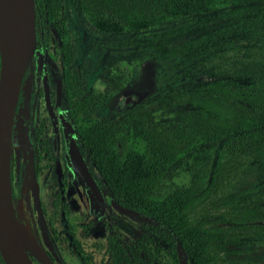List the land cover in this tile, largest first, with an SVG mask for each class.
Returning a JSON list of instances; mask_svg holds the SVG:
<instances>
[{
	"label": "trees",
	"instance_id": "1",
	"mask_svg": "<svg viewBox=\"0 0 264 264\" xmlns=\"http://www.w3.org/2000/svg\"><path fill=\"white\" fill-rule=\"evenodd\" d=\"M74 1L101 33L125 35L120 46L129 54L158 68L175 67L158 78L149 99L156 107H130L119 120L101 121L94 113L122 90L123 72L111 75L103 93L85 91L83 70L73 66L62 0H33L42 48L49 27L60 40L63 92L81 153L106 196L149 222L133 242L107 237L111 264H165L162 247L174 264H180L179 252L189 264H251L234 258L245 253L242 245L264 242V0ZM172 22L181 25L165 29ZM228 51L242 56L220 67L202 61ZM182 76L202 81L175 86ZM143 87L136 80L127 86ZM193 150L210 161L206 169L205 162L199 171L186 169L189 152L200 164ZM243 163L255 171V185L217 197L233 164Z\"/></svg>",
	"mask_w": 264,
	"mask_h": 264
},
{
	"label": "rangeland",
	"instance_id": "2",
	"mask_svg": "<svg viewBox=\"0 0 264 264\" xmlns=\"http://www.w3.org/2000/svg\"><path fill=\"white\" fill-rule=\"evenodd\" d=\"M61 17L73 47V66L83 70L82 85L85 91L103 93L111 88V75L117 70L123 72L122 90L95 111L97 119L116 121L130 107H156L149 99L155 91L159 76L175 68L172 64L158 68L142 55L129 54L128 50L120 46L121 41L127 38L125 35L101 33L88 16L80 12L74 0H62ZM180 25L178 22L168 23L165 29L178 28ZM38 38L39 34L36 33L30 54L32 72L23 86L21 131L15 127L11 132L12 193L16 224L27 225L29 234L39 242L46 255V260L41 261L26 248L32 264H111L107 253V237L116 234L123 241L132 242L146 233L149 222L143 217L114 209L108 203L112 200L110 196H104L103 204L98 203L72 169L67 155L71 134L58 119V114L62 113L69 121L63 94L60 40L53 27L47 28L43 34L44 48ZM241 56V52H211L204 55L202 61L205 66L220 67L229 65ZM45 76L52 94L53 116L48 114L44 98L39 93ZM126 78L130 80L129 83H126ZM135 80L144 84L142 90L127 88ZM201 81L202 78L182 76L175 86L192 87ZM39 128L41 136L35 140L33 131ZM27 129L31 130L30 139L26 136ZM193 151L200 164L193 162L192 153L189 152L185 157L190 164L185 168L199 171L205 162L203 168L206 169L210 161H203L201 153ZM86 162L91 169L87 158ZM243 165L233 164L229 178L218 189L217 197L238 194L255 185V171L245 167L246 163ZM179 179L175 182L178 183ZM64 205L69 208L68 216ZM206 207H199L192 218L197 219ZM241 249H245V253L234 259L243 263L264 264V242L242 245ZM160 254L165 264H174L165 248H161ZM180 262L189 264L181 253Z\"/></svg>",
	"mask_w": 264,
	"mask_h": 264
},
{
	"label": "water",
	"instance_id": "3",
	"mask_svg": "<svg viewBox=\"0 0 264 264\" xmlns=\"http://www.w3.org/2000/svg\"><path fill=\"white\" fill-rule=\"evenodd\" d=\"M22 4L24 25L21 30L18 47L8 55L0 53V257L4 264H31L27 249L22 244L17 231L10 169L12 121L26 65L31 58L32 44L36 40L34 2L33 0H22ZM47 94L45 83L46 100ZM62 123L69 131L72 130L71 126L64 120H62ZM69 157L74 170L81 176L96 200L102 203L103 198L98 186L93 180L84 158L73 140L69 144ZM109 203L120 212L136 215V213L126 210L112 201ZM4 230H8L6 238L2 236ZM5 241L8 242L6 249L3 247L6 244ZM178 255L180 259V252Z\"/></svg>",
	"mask_w": 264,
	"mask_h": 264
},
{
	"label": "bare ground",
	"instance_id": "4",
	"mask_svg": "<svg viewBox=\"0 0 264 264\" xmlns=\"http://www.w3.org/2000/svg\"><path fill=\"white\" fill-rule=\"evenodd\" d=\"M24 11L22 0H0V52L3 55H8L18 47L19 39L21 38V30L24 25ZM20 208V207H19ZM26 224H18L17 231L19 238L24 245L34 256L41 261L46 260V255L43 252L39 242L34 240V237L29 234ZM8 230H4L2 236L7 237ZM4 249L7 248L5 241Z\"/></svg>",
	"mask_w": 264,
	"mask_h": 264
},
{
	"label": "flooded vegetation",
	"instance_id": "5",
	"mask_svg": "<svg viewBox=\"0 0 264 264\" xmlns=\"http://www.w3.org/2000/svg\"><path fill=\"white\" fill-rule=\"evenodd\" d=\"M41 43V42H40ZM41 46H42V44H41ZM31 72H32V63H31V70H30V72H29V74H28V76L31 74ZM25 75H26V70H25ZM25 75H24V78H23V82H22V86H21V89H20V94H19V97H18V101H17V105H16V109H15V113H14V117H13V121H12V127H11V132H12V129L13 128H17L18 130H20L21 131V107H22V104H23V100H22V103H21V100H20V98H21V95H22V97H23V86H24V83H25V81L27 80V78H28V76H26V78H25ZM45 83H46V87H47V92H48V94H47V100H46V95H45ZM62 84H63V78H62ZM40 94H42V96H43V98H44V104H45V107H46V110L48 111V114L50 115V116H53V114H54V110H53V99H52V94H51V91H50V88H49V84H48V79H47V77L45 76V77H43V80H42V90L39 92ZM63 94H64V92H63ZM64 98H65V95H64ZM23 99H24V97H23ZM65 103H66V99H65ZM67 106V105H66ZM68 108V107H67ZM17 119V120H16ZM58 119L60 120V124L62 125V127H64V128H66L67 129V131L71 134V139L69 140V142H68V147H67V155H68V158H69V161H70V164H71V167H72V169L74 170V167H73V165H72V163H71V160H70V157H69V144H70V142H71V140H73L74 142H75V144H76V146H77V148L79 149V147H78V145H77V141H76V138H75V136H74V131H73V128H72V126H71V123H70V120L69 121H67L66 119H65V117H63V115H62V113H59L58 114ZM62 120H64L66 123H68L70 126H71V131H69V129L65 126V125H63V123H62ZM14 122V123H13ZM38 132H40V128L39 129H37V130H34L33 131V133H34V138H35V140H37L38 139V137H40L41 136V133H38ZM30 133H31V130L30 129H27L26 130V136H27V139H30ZM12 137V136H11ZM40 141V140H39ZM40 142H42V141H40ZM45 150V152L48 154V152L46 151V149H44ZM80 150V149H79ZM80 153H81V151H80ZM82 154V153H81ZM82 156H83V154H82ZM83 158H84V161H85V163H86V166H87V168H88V170H89V172H90V174H91V176H92V178H93V180L95 181V183L97 184V186H98V189H99V191H100V193H101V195H102V198H103V202H104V196H106V193H105V191L101 188V186L99 185V182L97 181V177L95 176V175H93L92 174V172H91V169H92V167H91V169L88 167V165H87V162H86V157H84L83 156ZM34 160L36 161V158H34ZM10 169H11V185H12V157L10 156ZM75 171V170H74ZM75 173L80 177V179L83 181V179L81 178V176L75 171ZM83 183L86 185V183L83 181ZM87 186V185H86ZM87 188L89 189V187L87 186ZM89 191H90V189H89ZM91 192V191H90ZM103 192V193H102ZM91 194H92V192H91ZM92 196H93V194H92ZM94 197V196H93ZM108 197V196H107ZM12 198H13V193H12ZM94 199L96 200V198L94 197ZM13 200H14V198H13ZM97 201V200H96ZM110 201H112V202H114L115 204H116V202L113 200V198H112V200H109V202ZM98 202V201H97ZM103 202L102 203H100V204H103ZM108 202V203H109ZM99 203V202H98ZM109 205H110V203H109ZM118 205V204H117ZM112 206V205H111ZM119 206V205H118ZM65 207V205L63 206V208ZM113 207V206H112ZM114 208V207H113ZM115 209V208H114ZM65 210V209H64ZM68 210H69V208H68ZM14 211H15V209H14ZM66 214V213H65ZM134 241V240H133ZM132 241V242H133ZM27 254H28V257H29V253H28V251H27ZM30 259V258H29ZM31 261V260H30ZM111 263V262H110ZM32 264V263H31Z\"/></svg>",
	"mask_w": 264,
	"mask_h": 264
}]
</instances>
